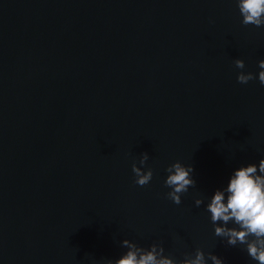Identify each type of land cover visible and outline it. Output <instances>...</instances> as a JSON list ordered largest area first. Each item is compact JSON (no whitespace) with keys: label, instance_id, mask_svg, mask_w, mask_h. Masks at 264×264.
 Returning a JSON list of instances; mask_svg holds the SVG:
<instances>
[{"label":"water","instance_id":"95a60500","mask_svg":"<svg viewBox=\"0 0 264 264\" xmlns=\"http://www.w3.org/2000/svg\"><path fill=\"white\" fill-rule=\"evenodd\" d=\"M242 19L237 0H0V264H105L124 239L258 264L206 210L264 158V26ZM176 161L196 181L179 205Z\"/></svg>","mask_w":264,"mask_h":264},{"label":"clouds","instance_id":"9594fccd","mask_svg":"<svg viewBox=\"0 0 264 264\" xmlns=\"http://www.w3.org/2000/svg\"><path fill=\"white\" fill-rule=\"evenodd\" d=\"M237 6L242 16L243 25L264 26V0H237ZM235 66L245 68L243 59H236ZM260 71L259 82L264 85V59L258 64ZM256 74L241 71L237 80L247 84L256 79ZM149 160L147 152L141 155L139 164L133 163L132 171L135 175V184L145 186L153 177V170L147 171L141 165H146ZM169 173L164 181L165 186L171 191L167 193L169 199L179 205L182 194L196 184L191 173V165L181 161L168 166ZM204 203V197H198L195 205L199 207ZM206 210L211 214L214 235L222 238L228 246H244L247 255L258 264H264V158L259 164L249 163L235 169L226 187L218 188L207 204ZM234 226H229V224ZM122 247L127 251L118 259H107L105 264H208L210 259L213 264H225L222 257L209 251L207 254L202 248H197L195 253L186 254L182 260H176L170 255H165L162 243L153 242L146 248L130 239L122 241ZM207 257V258H206Z\"/></svg>","mask_w":264,"mask_h":264}]
</instances>
